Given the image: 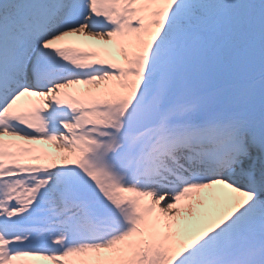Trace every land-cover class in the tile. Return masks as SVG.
I'll return each mask as SVG.
<instances>
[{
  "label": "snow or ice",
  "instance_id": "6c2138e0",
  "mask_svg": "<svg viewBox=\"0 0 264 264\" xmlns=\"http://www.w3.org/2000/svg\"><path fill=\"white\" fill-rule=\"evenodd\" d=\"M0 264H264V0H0Z\"/></svg>",
  "mask_w": 264,
  "mask_h": 264
}]
</instances>
